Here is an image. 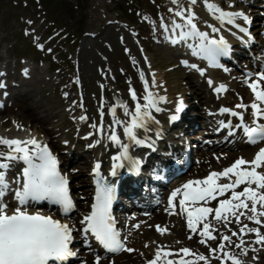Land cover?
Instances as JSON below:
<instances>
[{
    "label": "snow or ice",
    "instance_id": "snow-or-ice-1",
    "mask_svg": "<svg viewBox=\"0 0 264 264\" xmlns=\"http://www.w3.org/2000/svg\"><path fill=\"white\" fill-rule=\"evenodd\" d=\"M171 3L174 5L169 8V11L174 13L171 26L167 23L161 25L164 32L169 34L167 38L185 41L191 38L193 41H198L189 45L194 49V54L205 57L214 66H219V58L231 53V45L223 35L217 39L210 37L208 32L200 30L194 7L198 0H188L187 5L183 0H171ZM203 4L217 20L234 25L241 32H248L247 27H242L237 22L242 19L247 25L252 24V19L244 12L225 11L212 0H203ZM176 18H179V21ZM211 28L212 32L220 31L215 25ZM177 30H179L178 35L172 36L171 33H176ZM133 63H137L134 58ZM185 64L187 65V61ZM187 66L198 69L196 64ZM149 67H151L150 64ZM198 70L202 75L204 74V69ZM257 75L258 78L253 82V75L249 73V84L255 94V102L250 105L253 110L251 124L244 121L242 112L227 107L218 109L219 112L238 118L235 126L230 120L221 121V126L226 127L230 135L239 128L251 144L264 142V122H261L264 120V71ZM139 77L143 82V103L140 102L136 90L130 87L129 93L131 100L135 102L134 108L130 110L127 101L117 98L108 109L112 120L109 124L110 134L107 135V139L119 145L120 148V151L111 158L113 174L118 167L127 166L130 171L139 170L142 160L130 154V144L153 146L152 138L146 135L152 131L154 125H159L153 111L157 113L164 111L160 106L161 102H168L166 96L159 95L152 88V85L156 84L155 73L151 74V83L143 70L139 71ZM208 83L212 84V80L209 79ZM226 88V85L220 84L214 91L221 92ZM186 107L184 99L180 98L175 110L177 114L172 115L171 120H178V113L183 112ZM235 107L246 111L249 105L240 103ZM102 108L103 103H101ZM118 108L123 110L126 119H120L117 116ZM103 115V111H100L101 118ZM87 118L86 115L79 117L81 120ZM114 125L123 126V135L127 137L128 143L117 134ZM91 127L97 133H103V120L101 119L99 125L94 122ZM85 135L90 136L92 133L86 132ZM96 142L93 140V143ZM20 162L23 167L19 176L14 181L10 180V172ZM99 166V161H96L92 168V172L97 174L94 180L96 187L93 202L90 210L80 221L83 237L87 240L91 235L104 249L119 252L126 249V244L121 238V232L117 228L116 219L111 211L115 199V188L99 175ZM261 169H264V147L258 150L254 159L246 160L240 157L222 171H212L202 179L186 181L175 188L168 197L169 207L173 211L176 208L174 201L178 200L181 213L187 216L188 228L193 233L199 231V235L203 238L201 243L217 239L214 232H218L219 229L209 220L210 215L214 221L229 231L233 220L237 224H242L241 217L257 225L249 227L248 224H242L239 233L232 231L231 235L220 234V243L217 248H210V252L213 258L221 260V264H228V261L232 264H243L230 250H226L225 242L233 243V236H239L236 247L241 248L244 254H247V248L243 247L245 245L243 237L249 233H255V242L264 246V233L261 232V227H264V219H262L264 218V171ZM222 180L226 182H221ZM13 183L17 185L15 188L12 187ZM241 185L244 187L238 191ZM9 192L14 193L18 203L12 211L9 210V203L5 202ZM229 192L230 196L218 200V206H208L212 201H217L218 197H225ZM45 200L59 205L65 215L70 214L76 207L70 194L69 180L60 171V161L57 156L46 143H42L34 136L26 139L0 136V264H63L69 257L77 255L72 248L75 239L73 233L77 229L51 215L32 213L27 210L29 203ZM157 228L161 233L168 231L167 228L160 226ZM126 250L133 251L131 248ZM217 252L220 253L218 257ZM173 256L177 259H169ZM189 256L193 259L185 258ZM101 259L102 257L97 255L95 264H101ZM162 259L164 264H199L201 261L204 264H211L209 256L196 253L187 247L174 253L163 246L156 250L155 258L149 260L148 264H158Z\"/></svg>",
    "mask_w": 264,
    "mask_h": 264
},
{
    "label": "rangeland",
    "instance_id": "rangeland-1",
    "mask_svg": "<svg viewBox=\"0 0 264 264\" xmlns=\"http://www.w3.org/2000/svg\"><path fill=\"white\" fill-rule=\"evenodd\" d=\"M45 3L47 6L43 7L41 11L44 14L46 13V17L43 16L44 14L41 15L39 12L33 13L31 8L26 9L24 5L19 4L20 9L18 11L22 14V18L12 19L9 22H3V16L7 8L3 9V11L0 10V72L17 74V72L20 71L19 67H21L22 62L28 64L30 67L28 78L24 80L7 79L5 81L14 86V90H12L11 93H17V97L20 98L19 91H21L22 93L27 92L26 97L28 100H31V102L39 100L42 105H44V112L47 113L48 118H50L52 113L58 114L56 117L57 124L54 123V128L60 125V130H62L63 127L66 128L67 124L70 122L64 117L66 114L60 112V97L63 93L66 95L68 93H74L78 99L77 94L79 87L75 83L77 81L78 73L85 78L84 84H86L87 88L86 95L91 98L90 109H96L95 102L98 97L97 83L99 82L98 77H100L99 71H97L98 64L100 67H103L101 63L110 61L111 57L114 58L115 51L118 50L116 43L113 44L111 42V45L102 44L103 46L100 47V50L96 51L97 58L95 61L98 63L96 64L97 67L93 61L94 58L93 60L89 59L85 65L82 63L80 64L78 62L80 50L84 46V42L88 39V37H91L90 35L96 32L94 29L89 28V23L99 24L101 28H106L105 23H100V21L109 16L111 18L110 24L113 27L120 29L123 34L126 35L124 41L129 40L131 44L138 49L141 47L143 49L142 52L144 56L151 64L162 65L160 68H157V71L162 75L168 74L167 72L169 71V67L164 65V63H168V59L174 62L176 67L181 65V63L177 62L178 56H175L176 54L167 52V50L163 49L160 44H156L154 41L155 39L158 40L160 38L162 33V23H164L166 19L172 20L173 18L171 12L169 11L167 0H52L51 5H48L47 0H45ZM243 8L244 7L242 5V7H239L236 11L240 12L241 9L244 10ZM34 10L38 11L37 7H35ZM242 10L241 12H243ZM47 19L49 21H47ZM262 41H264V36ZM36 45L44 48L43 51L37 52ZM107 54L111 57H108ZM247 54V58L251 57L249 53ZM124 56L127 61V56ZM22 57H27V59L21 60ZM121 57L123 58V55H121ZM187 60L189 61V65L196 64L199 66V63L192 60V58H188ZM237 61L241 62L239 60ZM251 63H257L259 67L264 66V56L259 58L254 55L249 58L239 68L240 70L238 73H240L241 77L237 78L235 81L233 80L232 82L230 79H227L230 86H232V90L237 89V82L240 81V78L245 77L242 87L249 90L251 89L250 92H253L249 84V78L245 75V73H253V82H255V79L258 78V73L254 72V68ZM6 64L7 68H5ZM128 68L132 69V65L130 63ZM190 71L198 72V69L190 67L178 68V70L175 71V74H173V83L171 84L172 89L173 91L180 92V95L175 97L174 102H177L180 98L186 97V94H194L193 87L187 90V86L180 88L177 86L184 79L185 83H187L188 78H190ZM261 71L263 70L260 69L259 72ZM223 74L215 72L213 73V79H216L217 82H224L226 77L223 76ZM199 76L200 78L203 77L201 74H199ZM192 78L193 80H196V78ZM220 78L221 80H219ZM40 83L41 85H39ZM197 83L199 89L204 90L206 96L210 94L209 90L202 82L197 81ZM20 86L21 88H18ZM212 87L214 90L217 87V84L213 83ZM163 90L166 89L163 88ZM229 96L230 94L227 93L223 96V100ZM231 100H233L232 96ZM254 101L255 99H252L247 103H241L250 106ZM191 102L196 104L197 101L191 100ZM238 104L240 103L236 102L235 105ZM67 106L68 105L65 102L62 105V107ZM227 108H230V105H228ZM17 109L18 106L12 109H4L1 114L2 120L4 119V121H8L9 128L11 129L18 125L17 121L19 120L20 122L21 118L25 121L31 119V115L28 114V112H26L27 114L23 117L20 115V112L15 111ZM238 109L240 110V108ZM250 110H252L251 107ZM10 114L12 116H10ZM221 115L226 116L227 113H223ZM51 125L52 123H50V126ZM0 129L3 130L2 128ZM45 136L47 137L48 135L46 134ZM199 139L200 140L193 141L199 142V144L202 145L204 137ZM218 149L212 152L222 155L224 152L221 153ZM198 152L200 153V151ZM225 166H227V163L224 167ZM216 206H218V204H216ZM230 229V231L227 229L229 231L228 235H231L232 231L239 233L232 227H230ZM235 237L236 236L232 237V241ZM216 240L213 241L216 242ZM218 240V243L211 244L213 246L211 248H217L220 243V238H218ZM244 240L246 244L245 246L258 250L264 255V246L257 244L255 242L256 239L244 238ZM175 242H177V239ZM203 244L208 246V244H210L209 240L207 243ZM163 247L165 248V246ZM230 251L234 254L232 250ZM129 252L130 251H126L117 259L126 257ZM173 252L175 253V251ZM218 253L219 252H217V255ZM199 254L209 256L211 264L214 263L215 258L212 257L210 249L207 253L200 252ZM147 255L148 254L145 256ZM238 258L243 262V264H264L263 257L255 254L248 255L242 252V256ZM188 259L193 258L189 257ZM84 260L85 259L83 258L76 264H81ZM144 264H148V262ZM216 264H221V260L219 259ZM228 264H232V262L228 261Z\"/></svg>",
    "mask_w": 264,
    "mask_h": 264
},
{
    "label": "bare ground",
    "instance_id": "bare-ground-1",
    "mask_svg": "<svg viewBox=\"0 0 264 264\" xmlns=\"http://www.w3.org/2000/svg\"><path fill=\"white\" fill-rule=\"evenodd\" d=\"M168 1L171 3V0H168ZM183 2L185 5L188 4V0H183ZM212 2L218 5H221L225 7L226 9L229 8V4L226 0H212ZM170 3L168 6H170V8L174 7V5ZM261 5H264V4H261ZM194 7L198 15L197 24L200 30L208 32L210 37H215L218 39L221 35H223L225 38H229L232 43L235 41L241 42L240 39L242 37L238 35V33L240 34V29L236 28L234 25L225 24L217 20L207 9H203L205 7L203 4V0H198V3ZM248 11L256 12L254 10H248ZM176 19L177 21H179V18H176ZM110 21H111V18L109 16L105 17L102 21H100V23H105L106 28H101L99 24L89 23V28L94 29L96 32L94 34L92 33L91 37H88V39L84 42V46L80 50V56H78L79 57L78 62L80 64L82 63L83 65H85V63L89 59L93 60L94 58L93 61L95 63V66L97 67L96 64L98 63L95 61L97 58L96 51H99L101 46L111 45L112 43L113 44L116 43L118 47V50L115 51L114 58H112L110 55L107 54L108 57L109 56L111 57L110 61L102 62L101 65L103 67H100L99 64L97 67L98 68L97 71H99L100 76L103 78V79L100 78L101 79L100 82L104 83L103 89L102 91H100V95L98 92V98H97L98 100L96 101L97 111L91 110L90 104L87 101L83 102V106L85 107L86 113L84 112V110L83 112L88 118L86 120H80V119L74 120L75 127H76L75 130L78 133L82 130L83 132H86V131L90 132L93 130L92 135H90L88 138H91L92 140H96L97 144L103 145L106 142L107 135L110 134L109 124L111 123V120H112V116L109 113L108 109L111 107L113 103L116 102L117 98H121L127 101L130 106V110L133 109L135 102L131 100V96L129 93V88L131 87L136 90L137 95L140 98V102L143 103V100H142V96L144 94L143 93V82L140 80V77H139V71L143 70L145 72L146 77L149 79L150 83H151V74L155 73L156 84L152 85L153 90L159 95L166 96L168 98L167 103L161 102V105H160L161 108L164 109V111L159 112V113L153 111V114L155 115L156 119L159 121V125L158 126L154 125L152 127V131L146 134L147 136H150L153 140L156 137V136L154 137L155 135L154 131L155 130L159 131L161 129V126H160V124L162 123L161 121L165 119V117H163L164 112L165 111L169 112L170 110L173 109L174 111L172 113L177 114L175 110L178 107L179 101L174 102V99L177 95H180V92L173 91L172 86H171L172 80H173V74H175L176 69L173 68L170 75L161 76V74L153 70L152 66L149 67L150 62L147 60V58L145 59V56L142 53V51L135 49V47L131 44L129 40L124 41V38H126L124 36L126 35H124L123 32L117 27H113L110 24ZM237 22L240 23L242 27H248L246 22L242 19L238 20ZM212 25H215L217 28L220 29V31L212 32V28H211ZM176 33H179V30H177ZM186 42L189 45L193 43H198V41H193L190 38L186 40ZM173 52L176 53L175 51ZM121 55H123V58L121 57ZM124 55L127 56L128 58L127 61L125 60L126 57ZM133 58L135 59L137 63L135 64L133 63ZM129 63L132 65V69L128 68ZM172 64H173L172 62L165 63V65H172ZM180 67H183V65ZM155 68H157V66H155ZM118 69L120 71V75H119L120 77L116 75L118 72L117 71ZM4 77L5 76L0 75V79ZM10 78L24 80L26 78V75L23 72H18L16 76H11ZM79 78H80L79 79L80 82L82 83L80 85L81 87L80 91H83L85 78L84 76L82 77L81 75H79ZM199 79L201 78L198 77L196 78V80H193V78L190 77L188 78L187 83H185V79H184L181 83L178 84V88L187 86L188 87L187 90H189L192 87L194 89V94L192 95L186 94L187 92L186 91L185 92L186 95L184 94L186 97H183L184 101H186L185 104L187 105V107L182 112L184 121L186 122V124L184 125L186 130H192L195 123H199V125H201V121L207 125H210L209 122L210 123L213 122L211 118L209 121V114L205 108L209 106L208 105L209 103H211L214 106H219V107H225L228 103L230 104L235 103V102L228 101L231 99H226L224 100V103L221 104V98H220L221 96L212 89V84H209L208 83L209 80L204 77L201 82L204 83V86L208 88L210 92V95H208L206 99L204 90L199 89V86L197 85L198 84L197 81L200 82ZM221 84H224V83L221 82ZM39 85H41V83ZM218 85H220V83ZM8 87L9 88L7 91L9 93L12 92V90H14L13 86H8ZM162 87H165L166 90H162L161 89ZM166 87L168 88V90ZM230 91L231 90H228V92ZM0 92L2 91L0 90ZM168 92L169 94H167ZM230 94L234 95V99L237 98L243 101H250V96H252L250 95V91H247L242 88L237 89V91H233V92L231 91ZM25 95H27V93L24 94V96ZM66 96H68V102H69L68 104L73 106L71 108V113L74 114L76 111V108L74 107L75 105L74 95L68 93ZM185 99H187L188 101L192 99L194 101L196 100L197 102L196 104H192V103H188V101ZM90 100L91 98L88 101L90 102ZM101 103H103L102 109H101ZM21 106L23 110H26L32 116V118H34V123L28 124V126H30L28 130H23L24 128H22V130H19V128L17 127L14 129L8 130L9 124L6 121H3L0 115V127H2L3 130H8V134H7V131L0 132V136L7 137V138H20V139H26L28 137L34 136L35 138L40 140L42 143L47 144L46 139H44L43 136H41L40 134V132H42V130L45 128L44 118L47 117L46 115L47 113L44 111L42 113L43 117L39 116L40 115L39 111L42 108L41 102L38 101L35 104L33 103L32 105L30 102L26 101V102H22ZM189 106H191L190 111L187 110ZM234 110L237 111V109H234ZM100 111H103L104 113L102 118L100 116ZM200 111L201 113H199ZM78 113L79 112L75 114L78 115ZM0 114H1V110H0ZM54 116L55 115L52 114V118ZM117 116L120 119H126V117H124L123 110L119 108L117 109ZM101 119L103 120V133H97L96 130L93 127H91V125L94 122L99 125ZM244 120L247 121L249 124H251L253 120L252 111L247 110L244 112ZM232 121H233L234 126L238 123V119H233ZM261 122H264V120H262ZM113 127H115L117 134L121 136V139L124 142L128 143L129 141L127 137L123 135V126L114 125ZM34 129H36V131ZM160 132L159 134H161ZM210 132H213V130L211 129ZM216 136H218V134H213L212 137H216ZM141 138H145V137L141 136ZM238 138H239V141H238ZM222 140L226 142L229 150L224 155H219V154H213L209 152L212 150V147L201 148L203 153L201 152L202 156L200 155L199 159L196 160L198 162V168L194 172L195 175L192 174L193 176L190 174L188 175L187 174L188 171H186V170H189L190 167L192 166V163L190 162L188 166L186 167L187 156L185 154L173 155L172 150L169 148L172 146L169 143H168L169 147L166 144H162L160 146V149L164 152L165 156L168 158L169 163L171 164L173 161L175 163H178L179 164L178 166L183 165L185 168L184 171L183 170L178 171V173H181L180 176H183V178L179 179L178 181L174 183H173V180L169 181V183L165 184L163 187H165L166 189L167 186L171 185L168 188H171V191H173L175 188L179 187V184H182L183 182H185L183 179L186 177H187L186 180L191 179V178L202 179L204 177L203 171L206 168L211 169L208 171L217 170L216 168L221 167L222 165H224L225 162L230 161V164H228L229 166L232 163H234L236 159L240 157H243L244 159L245 157H248L249 160L254 159L250 157L251 149H246V148H249L250 146L245 144L244 136L238 137V134L236 133V139H228V138L223 137ZM51 141H55V140H51ZM58 143H61V141ZM153 143L154 142H152V144ZM132 145H136V144H132ZM112 146L114 148V154H115V149L118 150L119 145L112 144ZM262 147H264V145L259 146V148L257 149V152ZM131 148L132 146H130V149ZM156 150L158 151V148H156ZM131 153H132V150H130V154ZM159 157H161V155L158 156L156 154H153L151 159H160ZM217 157H219V159H217ZM164 162L165 160L160 159L159 165L161 166ZM174 165L175 164H172L171 166H174ZM22 167H23V164H21L20 166L19 173L22 170ZM174 169L175 168L173 167L170 168L169 170H167L166 173L163 174V176L165 175L167 176V174H169V172L174 171ZM19 173L9 176L10 180L14 181V179L17 176H19ZM82 175H84L83 172H82ZM221 182H225V181L222 180ZM154 184L159 185V186L163 185L162 180L155 181ZM15 186L17 185L15 184ZM242 189H243V185H241L240 188H238L237 190L239 191ZM87 196L88 194L85 193V197ZM217 202H218V199L217 201H212L210 205H213ZM8 203L10 206L11 205L15 206V208L18 206L17 201L13 198ZM80 204L83 205L84 202H81ZM9 210L12 211L14 209L9 208ZM169 210H172V209H168L166 205H164L163 207H161L160 210H158L155 213L137 214L133 216H131L130 214L128 217L129 220L126 221L127 223L126 226L128 228V238L130 240L129 242L130 248L133 249V251H130L128 256L125 257V259L122 258L124 260L121 259L119 261L110 262V263L111 264H131L136 261V264H138L142 261H145L144 256L142 255V252L148 251L151 257V255L156 254V250L161 246H170L171 248L174 247L177 249L181 245H183V247H189L196 253L207 252V248L204 247V244L201 243L199 237L195 235L191 230H189L187 226H185V223L180 218V216L175 215V214L172 215V213H169L170 212ZM241 221H243L244 223L248 225L255 224L254 222L249 221L244 217H241ZM214 223L219 229V231L216 232L217 237H220L221 233L227 234L229 232L228 230H225L227 229L226 227L221 226L216 221H214ZM137 225H139V227H137ZM231 225H234L235 227H237V225H235L234 223H231ZM157 226H160L161 228H167L168 231L166 233H161V231L158 230ZM125 231H127V229H125ZM263 232H264V229H263ZM249 234L252 235L253 237L255 236L253 233L252 234L249 233ZM174 239L179 240L181 243L178 244V243L173 242ZM237 241H238V238H235L233 244L231 245L226 244V245L227 247H231L230 249H233L237 255H240L241 248L236 247ZM174 248L172 249L174 250ZM247 254L248 255H253V254L260 255L258 252H256L255 250L249 247H247ZM85 258H86V261L84 262V264H95L96 258L92 256H87ZM169 259H173V258L169 257ZM161 261H163V259ZM108 263L109 262L106 260H101V264H108ZM199 264H204V262L201 261L199 262Z\"/></svg>",
    "mask_w": 264,
    "mask_h": 264
}]
</instances>
